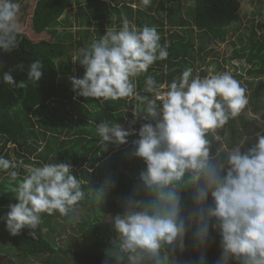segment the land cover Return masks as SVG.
Instances as JSON below:
<instances>
[{
    "label": "clouds",
    "instance_id": "1",
    "mask_svg": "<svg viewBox=\"0 0 264 264\" xmlns=\"http://www.w3.org/2000/svg\"><path fill=\"white\" fill-rule=\"evenodd\" d=\"M150 4L140 0L143 8ZM19 13L18 0H0V52L11 53L19 46ZM160 41L155 27H140L125 18L119 30L107 28L74 58L85 69L82 78L70 77L76 96L101 102L134 99L132 123L137 118L146 121L132 141V155L145 167L132 193L123 197L124 211L110 217L115 236L104 264H180L177 249L184 251L188 233L203 249L212 231L220 237L215 264H264V129L255 131V143L242 151L252 136L240 129L241 137L233 142L227 127L247 109V89L231 72L214 67L203 76L186 67L170 82H158L148 70L168 58V42ZM17 67L23 69L24 64ZM27 69V80L18 84L11 72H3L2 80L21 89L30 82L36 85L44 63L32 60ZM140 77L143 92L150 95L137 90ZM136 131L105 119L96 124L98 147L126 144ZM0 173L9 185L15 183L11 191L16 200L0 221L12 235L31 229L33 238L43 214L66 217L81 202L100 208L115 186L108 177L93 189L73 175L70 162L35 166L0 155ZM195 264H207L206 256L201 254Z\"/></svg>",
    "mask_w": 264,
    "mask_h": 264
},
{
    "label": "trees",
    "instance_id": "2",
    "mask_svg": "<svg viewBox=\"0 0 264 264\" xmlns=\"http://www.w3.org/2000/svg\"><path fill=\"white\" fill-rule=\"evenodd\" d=\"M184 1L189 4L183 6L181 0H151V4L143 8L140 0H37L31 17L33 31H46L50 39L34 42L22 33L17 49L11 53L0 52V155L11 159L12 148L16 157L26 164L40 166L41 162H70L73 175L88 181L93 189L103 185L108 177L115 181L114 188L108 192L100 208L89 202L80 203L86 215L79 237L73 236L63 251L66 256L78 257L74 264L96 262L107 255L115 236L110 218H106L111 203L114 206L112 216L124 211L123 197L132 193L136 177L145 167L141 158L132 155L136 147L132 141L139 138V127L146 121L137 118L132 123L137 103L134 99L101 102L97 98L76 96L70 77L75 76L76 69L78 78H82L85 69L79 61L74 62L73 49L90 45L107 28L119 30L126 18L140 27H155L161 36V44L168 42L167 60L157 61L148 70V74L154 75L158 82H170L186 67H192L194 74L198 70L203 76L210 65H214L216 71L223 68V63L237 61L239 66H232L234 77L244 80V87L251 92L249 100L254 110L264 105V31L257 32L264 28V21L256 20L261 12H254L242 30L246 39L237 36L241 46L236 47L232 41L234 49L231 56L223 57L213 49L203 51L204 44L222 43L226 41L228 31H241L236 26L241 23L240 0ZM74 27L77 32L82 31L78 39L73 38ZM193 37L200 42L198 51ZM35 59L42 60L45 66L44 74L36 85L30 82L26 89H21L3 82V72H11L17 84L27 80V65ZM21 62L23 69L17 67ZM243 71L246 72L245 78ZM137 84L141 95H150L143 92V77L138 78ZM105 119L125 123L126 129L137 131L127 137L126 144H109L107 150H101L97 143L96 124ZM250 128L247 132H251ZM0 176L4 174L0 173ZM88 184L82 187L87 189ZM14 186L15 183L9 185L7 176L0 180V215L9 210L8 204L16 202L11 191ZM185 195L187 197L188 194ZM114 197L122 201L112 202ZM57 214L42 215L37 238L30 235L31 229L25 230L27 227L20 234L12 235L0 221V233L8 238L7 244L2 246V243L0 249H4L8 257L13 252L17 264L29 261V257L47 254L49 257L42 259V264H61L50 258L56 252L53 234L59 224L53 219ZM186 237V242L192 241L191 232ZM219 241V235L212 231L206 246L209 247L205 255L207 264H215L218 260ZM200 255L187 258L184 264H195ZM0 264L3 263L0 261ZM9 264L16 262L10 260ZM30 264L38 263L30 261Z\"/></svg>",
    "mask_w": 264,
    "mask_h": 264
},
{
    "label": "rangeland",
    "instance_id": "3",
    "mask_svg": "<svg viewBox=\"0 0 264 264\" xmlns=\"http://www.w3.org/2000/svg\"><path fill=\"white\" fill-rule=\"evenodd\" d=\"M36 1L37 0H18V3L20 4V13H19L18 20H19V23L22 27V33H24L29 39L33 40L34 42H38L40 40L50 39V35L46 31H43L41 33H36L33 31L31 17H32V11H33V8H34ZM121 2H123V0H121ZM181 2H182L183 6L186 4H189V2H186L184 0H181ZM240 2H241V7L239 10V15H240L241 23H237L236 26L239 27V29H241V31L237 32V33H232L231 31H228L227 36H226V41H224L222 43L214 42L211 44L210 43L204 44L205 50H203V51L206 52V51H209L210 49L211 50L213 49V52H216L223 57H229V56H231L233 49H234V47H232V45H231V42L233 41L234 43H236V47H239V46H241V43H240V41L237 40V36H240V38L243 40L246 39L245 35H243V33H242V30L248 25V22H249L248 20L250 18H252L253 13L254 12H261L259 14V16L256 17V20H263L264 21V0H240ZM263 31H264V28L258 29L257 32L262 33ZM72 33H73V38H75V39H78V37L80 35H82V31L77 32L75 27L72 28ZM193 41H194L195 48H197V51H198V49L200 47V42L195 37H193ZM77 49L78 48L72 50L74 57L77 54V51H76ZM234 62L237 63V61H234ZM236 63H231V64L223 63V68H220L216 71L217 72L229 71L234 76V69L232 68V66L238 67L239 65ZM213 67H214V65L209 66V68H213ZM242 73H243L244 78H245L246 72L243 71ZM75 76L78 78V72L76 71V69H75ZM238 81L241 83L242 86H246L244 83V80L240 79ZM246 89H247V87H246ZM246 94H247L248 99H249L251 92L247 91ZM243 116H246V118L248 119V122L245 121L246 118H244ZM257 117L260 118L259 121L257 120ZM261 121H264V105L261 106L260 108H258L257 110H254V106L250 103V100H249V104H248L245 112L237 120L229 122V125L227 127L231 131L233 142H237L239 140V138L241 137L242 133H241L240 129H243V133H246L249 136H252V139L245 142V145L242 148V151L246 150L253 143H255V138L253 136V133L255 131H260L261 129H264V123H262ZM119 123L124 128H126L125 123H122V122H119ZM244 124H251V126H250L251 128L244 125ZM247 128H250L251 132H247ZM262 134H264V133H262ZM248 142H250V143H248ZM10 151H11L10 152L11 159L15 158L17 161H23L22 159H19L16 157V155L12 151V148ZM23 164L34 165V164H26L24 161H23ZM35 166H38V165H35ZM117 201L121 202L122 200H120L117 197H114V199L112 200V202H117ZM113 209H114V206H113V203H111V206H110L109 212L107 213L106 218H110L112 216ZM85 215H86V210H83V208H81L80 206L78 208H76L74 212L70 213L66 217L61 216L60 214L56 215V217L53 219V221L58 222L59 226H58L56 232L53 234L55 236L54 242L56 245V252L50 255L51 259H53L55 261H59V262H61V264H74L75 262L78 261V257L66 256L63 251L73 236L79 237L80 229H81V223H82L83 219L85 218ZM25 230L27 231V230H29V228H26ZM7 240H8L7 236L0 233V247H1L2 243H3L2 246L6 245ZM6 249L7 248H5V250ZM208 249H209V247H205L203 249H200V248L196 247L192 241L186 242V240H185V249L183 252H181L179 249H177V257H178L180 264H184L186 262L187 258L189 260V257H191V259H192L193 257H196L198 254L206 255ZM47 257H49V254L44 255V256H40V257H36V258L29 257V261L27 259L23 264H30V261H31V263L36 262L38 264H42L43 263L42 259H45ZM106 258H107V255L105 257L101 258L100 260L96 261V262L82 261V262H80V264H104V261ZM10 260H12L13 262H16V264L18 263L17 262L18 260H17L15 254L13 252L10 254V257H8V255L4 251V249H0V261L3 264H9ZM111 264H115V261L112 260Z\"/></svg>",
    "mask_w": 264,
    "mask_h": 264
}]
</instances>
